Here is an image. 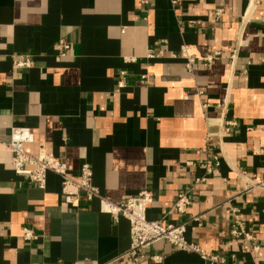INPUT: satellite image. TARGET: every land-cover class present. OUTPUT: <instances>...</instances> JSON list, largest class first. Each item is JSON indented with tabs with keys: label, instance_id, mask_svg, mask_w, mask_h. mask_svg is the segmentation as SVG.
Returning a JSON list of instances; mask_svg holds the SVG:
<instances>
[{
	"label": "crops",
	"instance_id": "obj_1",
	"mask_svg": "<svg viewBox=\"0 0 264 264\" xmlns=\"http://www.w3.org/2000/svg\"><path fill=\"white\" fill-rule=\"evenodd\" d=\"M182 47L217 54L188 69ZM23 55L30 66L13 68ZM11 127L29 128L24 149L61 158L75 179L90 165L105 199L149 190L148 220H186V239L206 252L264 264V191L241 193L239 177L264 178V0H0V139ZM214 156L217 167L193 185ZM182 190L183 214L171 209ZM102 208L97 198L64 203L54 173L44 188L15 175L0 145V264H124L128 221ZM233 209L246 237L231 234ZM23 227L38 237L23 241ZM130 264L209 263L159 240Z\"/></svg>",
	"mask_w": 264,
	"mask_h": 264
},
{
	"label": "built area",
	"instance_id": "obj_2",
	"mask_svg": "<svg viewBox=\"0 0 264 264\" xmlns=\"http://www.w3.org/2000/svg\"><path fill=\"white\" fill-rule=\"evenodd\" d=\"M141 3L146 4L147 0H141ZM222 13V9L214 11V19H218ZM244 16L241 17V24L238 32L240 34L243 28ZM55 49L59 57H63L70 49V42L64 38L59 39L55 44ZM217 53H212L204 57H194L187 53L186 47L180 49L179 56L184 58L185 66L190 69L194 62L202 61L205 64H210L215 59ZM149 58L155 55L149 53ZM11 64L15 69L29 67L31 59L26 56H12ZM147 75H141L140 81L145 83ZM122 83H119L121 86ZM232 125L231 121L221 118V127L223 133L229 130ZM34 140V135L27 127H11L9 138L7 140L0 139V145L10 152V163L12 171L15 175L23 178L24 180L34 184L38 188H44L46 183V175L48 172L54 173L60 178V193L64 203L69 206L77 207L81 199L87 201L97 198L103 204V210L111 215L113 219L124 217L129 225V246L118 257L125 259L124 264H130L137 259L145 257V249L153 243L162 240L170 244L176 250L185 251L189 253H196L202 259L206 260L209 264H230L223 257L206 252L202 247L195 242L186 239L185 229L187 221L179 223H162L159 220H148L146 218L147 204L152 201V193L149 190H142L136 196L128 197L119 202H112L102 197L97 187L92 182V170L90 165L82 163L79 168V177L77 179L71 177L67 173L65 162L53 155L52 153L39 148L36 153L32 154L24 149L26 143ZM218 165L217 157L214 156L213 160L205 161L202 166L204 174L196 177L193 185L203 182L206 177ZM243 184L241 193H249L254 189L264 191V178L255 175H247L244 172L239 174ZM191 204V199L187 192L179 191L173 202L171 209L177 213H185L188 206ZM232 215V235L243 234L241 222L239 220L238 211L233 209ZM189 220L200 223L198 216L191 217ZM38 237L37 233L31 227H23L21 231V239L27 243L34 241ZM253 250H257L258 246L253 245ZM160 255H153L150 259L153 262L160 261Z\"/></svg>",
	"mask_w": 264,
	"mask_h": 264
}]
</instances>
